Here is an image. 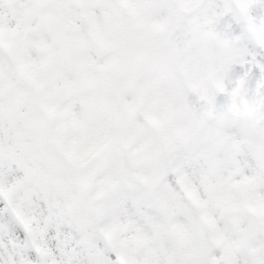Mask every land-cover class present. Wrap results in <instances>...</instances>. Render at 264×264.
I'll use <instances>...</instances> for the list:
<instances>
[{"label":"snow or ice","instance_id":"obj_1","mask_svg":"<svg viewBox=\"0 0 264 264\" xmlns=\"http://www.w3.org/2000/svg\"><path fill=\"white\" fill-rule=\"evenodd\" d=\"M0 264H264V0H0Z\"/></svg>","mask_w":264,"mask_h":264}]
</instances>
